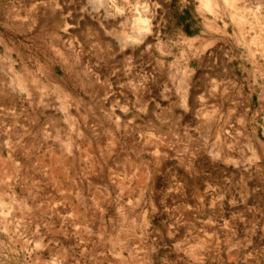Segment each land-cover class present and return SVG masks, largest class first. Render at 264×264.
Wrapping results in <instances>:
<instances>
[{
	"label": "rangeland",
	"instance_id": "rangeland-1",
	"mask_svg": "<svg viewBox=\"0 0 264 264\" xmlns=\"http://www.w3.org/2000/svg\"><path fill=\"white\" fill-rule=\"evenodd\" d=\"M0 264H264V0H0Z\"/></svg>",
	"mask_w": 264,
	"mask_h": 264
},
{
	"label": "bare ground",
	"instance_id": "bare-ground-1",
	"mask_svg": "<svg viewBox=\"0 0 264 264\" xmlns=\"http://www.w3.org/2000/svg\"><path fill=\"white\" fill-rule=\"evenodd\" d=\"M262 1V0H261Z\"/></svg>",
	"mask_w": 264,
	"mask_h": 264
}]
</instances>
